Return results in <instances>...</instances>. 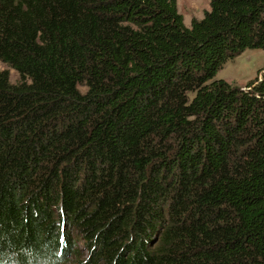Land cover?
Masks as SVG:
<instances>
[{
    "label": "trees",
    "instance_id": "16d2710c",
    "mask_svg": "<svg viewBox=\"0 0 264 264\" xmlns=\"http://www.w3.org/2000/svg\"><path fill=\"white\" fill-rule=\"evenodd\" d=\"M248 49L264 0H0V264H264Z\"/></svg>",
    "mask_w": 264,
    "mask_h": 264
},
{
    "label": "rangeland",
    "instance_id": "374dc122",
    "mask_svg": "<svg viewBox=\"0 0 264 264\" xmlns=\"http://www.w3.org/2000/svg\"><path fill=\"white\" fill-rule=\"evenodd\" d=\"M211 0H177L179 12L184 16L186 25L190 26L195 18H202L210 9ZM8 69L11 79L16 82L19 73L0 61V70ZM264 70V49H248L234 59L228 61L218 72L217 78L231 83L246 86L248 82L260 76ZM80 244L83 243L81 240Z\"/></svg>",
    "mask_w": 264,
    "mask_h": 264
}]
</instances>
